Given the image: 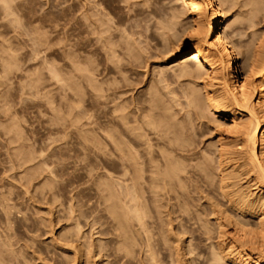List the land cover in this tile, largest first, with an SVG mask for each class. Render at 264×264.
<instances>
[{
  "label": "rangeland",
  "instance_id": "1",
  "mask_svg": "<svg viewBox=\"0 0 264 264\" xmlns=\"http://www.w3.org/2000/svg\"><path fill=\"white\" fill-rule=\"evenodd\" d=\"M7 1L10 3L12 2V0L10 1L7 0ZM86 1L87 3L85 5ZM122 1L121 0H13V7H14V9L12 10L13 12L11 13L7 12V14L10 13L7 16H5L6 11L3 12V10L1 9V8H4L2 7L3 5H0V185L2 186V187L0 186L1 187L0 188V199L1 198L2 200L7 199L6 201L4 200V202H8V204L10 203L9 207L10 205L11 207L13 206L14 210L18 212V213L15 212L16 213L15 214L14 210L11 209L10 207V209L12 210V216H11L12 218L10 219L11 221L7 220L9 221V223H7V221L5 223L4 222L6 219L5 212L2 211L3 206L0 205V212L2 211L0 213V216H1L0 217V233L3 232L2 234H0L1 235L0 241L1 243L6 244L5 247L3 246L0 247L1 250H4L6 252L4 253L0 251L2 252L0 253L1 255L4 254V256L0 255L1 257L0 259L2 262H4V264L6 261L8 264H107L105 258H103L104 254L102 253L105 251L103 249L104 248L106 249V244L108 242L114 245V243L117 241V238L115 237L116 235H118V231L115 229V226H116L115 222L113 223V221L108 218V214L105 213L107 212V210L105 211L104 203L102 202L104 201V195L106 194V192H104L103 187H106L105 184H107L110 180H111L110 181L111 183L113 179L112 183L114 185L112 186L111 184L112 186L111 188H113L114 191H116L115 194L117 193V191L120 192L119 189L121 188L119 187L120 184L118 186V182L121 181L120 178L122 179L123 176H121L119 173L121 170L119 160L114 156L115 154L113 155L109 154L111 153L110 150H108L109 146L108 145L105 146L106 144L104 143L103 138L101 136V134H104V133H101L100 132L101 129L99 131V129L96 127H99V123L102 124L105 122V120L107 119L109 115L110 107L115 105V103L118 106L119 104L124 106L125 103H128V100H130L129 97H131V91L130 90L126 91V89H128L126 88L127 86L126 85L125 90H124V87L122 88L125 94L121 92V94L118 93V95L115 94V96L114 95L109 96L107 100L106 99L104 100L102 98L101 101L98 100L97 102L94 99L96 103L95 104L93 103L94 102L93 97L91 96L92 94L91 91L93 90L90 91L89 90L90 88L88 89L89 85H87L86 87L87 83L86 84L84 83L86 81L85 78L84 77L80 78V76L78 78V76H76L77 74L79 75V72H80V71L78 72L77 69H79V67L76 68L77 67L76 65L79 64L78 61L80 62V65H81L83 63H87L85 61L91 60L92 57H94L93 59H95V56H96L97 59L95 60L96 61L98 60L101 64V65L98 64V68L99 69L102 68L103 57L101 58L100 56L101 54L104 53L103 51L105 47H102V46H99L101 48L97 47L100 41H97V39L95 40V37H94L95 35L92 34V32H90L91 27L89 26L90 19H92L94 16L96 18L99 17L101 19H104L106 17L105 16L102 18L99 16L101 15L100 14L101 11L106 12L107 17H109L108 16L109 14L110 17L114 18V19L111 18L112 21H116V19L118 20V17L120 19L122 18L123 20L124 18H129V21L127 23H135V21L138 18H140L144 14L146 15L150 13L149 14L150 16H148L150 18V19L148 18L150 22L149 21L145 22L143 20L142 22L144 23L142 22H141L142 24L140 23L143 27L142 29H144L146 35H148L149 32L156 29L155 24L158 21H162V19H159V18H163L167 20V17H168L167 12L170 13V9L167 7L169 9L168 10L166 6L168 4L171 5L173 1L176 2L177 0H165V1L164 0H133V1L127 0V3H125L126 0H122ZM169 1H172V3ZM240 1L241 0H239L238 2V0H236L235 2L236 5L234 4L232 6L233 10L231 8L229 11L227 10L226 4H223L224 5L223 7L221 5L222 16L220 18V23L222 27H223V24L225 27V23L227 22L225 18L229 17L230 21L232 22L234 20V22L232 23L233 26H231V28L230 27L227 28V30L229 29L230 30L229 32L231 31L235 32V30L238 29L236 33H233L235 35H237L238 33L240 34L241 32L240 35L238 34L237 36H233V37H232L233 34L231 32L232 40L238 39L236 42L238 43L240 42L239 44L237 43V45L235 44L236 50L243 49L238 46L241 44V42L243 43V45L241 44L242 47L244 45L252 46L253 43H254L253 46H256L259 41L261 43L262 42L264 43V32H263L264 21L261 20L262 17L260 18L261 22L259 24L256 23L253 27L251 26V28H249L247 24L248 20H246V17H247L246 13H248L247 10H249L248 9L249 7L245 5L244 0H242L241 2ZM97 2L100 3L103 10L101 6L97 4ZM161 2H164V4H162ZM147 3L149 6L147 5ZM0 4L2 3L0 2ZM82 5H84V7ZM87 5H89V7L91 6L90 8L92 9L94 13L90 10V8ZM93 5H94V8L98 6L96 7V10L92 8ZM84 8L86 10H85V13L83 12L82 14V11H84ZM76 9H78L79 12H77ZM241 11L244 13H242ZM2 12L5 15H3ZM136 12H137L136 17L135 16L134 18L130 17L134 15V13ZM93 14H96L97 16ZM85 15H87L88 17ZM240 15H242L243 17ZM86 18H87V21H86L87 23L85 22ZM178 23L179 25L175 26L176 28L175 32L176 30L182 31L183 28L181 29V27L182 26L184 27V25H186L185 27L188 28L189 27L188 24L190 23L189 14L185 13L183 18H181ZM74 26L76 28H74ZM87 27L89 28V30ZM85 29L88 31H85ZM116 32L118 31L116 30ZM125 33L127 32L125 31ZM125 33L121 32V34L124 36L120 37L124 41L126 38L127 40H129L130 38L136 37V36L125 37L126 35ZM179 33L181 32H178V34ZM118 34L120 33L118 32ZM143 35L145 34L143 33ZM87 37H89V39H87ZM92 37H93V40L91 39ZM147 39L149 40L150 38H147ZM92 41L93 42L95 41L94 42L95 44L97 43L96 47L92 46L93 44L91 45L90 42ZM129 41H131V39ZM155 41L157 40L150 39L148 41L150 44V45L148 44L150 48L148 50L146 49V51H144L143 53L145 54V52H148L146 53V55L147 54L149 55V52L150 54L152 53L149 57H147L149 58L147 61L148 63L147 66L149 68L141 67L140 68L141 70L139 68L136 70L137 72L139 71L138 74H140V76L142 75L141 76L142 79L144 78L145 80H147V82L148 81L150 82L151 80L158 78L159 76L158 73L161 68L164 69L163 74L165 75L167 74L166 83L168 84L167 86L169 87L165 88L166 89L165 91V89L163 90V87L160 84L158 88L160 86L162 87V89L160 87L162 93L160 91L159 92L161 94L158 92L160 94L158 95L159 96L158 98L160 99L163 93L166 94L165 96L163 95L164 96L163 98L161 97L162 102H163L162 104L164 105L165 103L163 108L170 109V106L168 108V105H173L171 106L173 107L172 109H170L168 112L166 111L167 113H169V114H166V116L168 115L170 117L171 115H173L172 118L177 119L175 122L178 124L180 123V127L181 125L184 127V132H186L187 129H189L187 132H189V134L191 135V138L193 137L192 138V141H194L193 144L195 143L194 144L195 146L192 144V146L194 147L193 151L196 152L197 155L194 154L195 155L193 156V158L195 157L193 159L194 161L193 160L190 161L191 165L192 164L193 165L191 167L188 166V168H191V173L193 176L191 181L193 182L189 181V183H187L186 188L189 191L188 192L187 190L185 191V194H186L185 198L188 199V202H189L187 204L188 206L186 205L187 206L186 208L192 211L188 210L189 211L188 213V211L186 210L184 212L185 214L183 213V216H184L183 218L185 219V222L184 220L179 219L181 217L177 218L176 216V218H174L173 216L176 215L175 213L171 215L169 214L168 209L171 211L173 208V211H176L177 209L176 206L173 205L174 206L173 207L171 205V204H174L172 202L176 200L175 198L173 200L171 199L172 201L168 200L167 196L165 195L164 196L161 195V197L160 196L154 197L156 199V202H159L161 205H165V206H160L159 203L158 204L156 202L153 203L152 201L149 202L151 206L146 203L147 204L146 208H149V209L146 211L147 219L145 217L144 220L151 222L152 224L151 223L149 224L154 225V227L158 226L159 228L157 227L158 229L156 231L160 230L161 228V230L158 231L159 233L154 230L156 235L158 234L157 235L158 237L156 236L154 237L158 238L159 242L161 241V238H162L160 245L166 242L164 245L163 244L161 245L163 247V250L161 249L159 251L158 249H156L158 248V246L154 244L153 241H151L153 240V238H151L150 240L151 242H153L156 251L158 250L160 253L159 254L157 252V255L159 254V256H157L156 254L155 255L157 256L158 259L159 257L162 258V259H159L160 261L161 260L162 261L161 262L158 261L157 264H190V260L192 261L191 262L192 264H198V261L200 262L199 264H202L205 260H207L206 264H211L213 260L212 257L214 255L212 253L215 251L217 252V249H219L220 247H221L220 249H224L226 245H228L229 236L232 234V227H233L232 222H229L231 220L230 219L231 216H232L231 217L232 219L236 218L237 220L243 222L245 224V227L252 229L254 231L264 230V226H261L258 224V219L256 217V214H257L256 211L241 215L236 209H234V207H232L231 204H229L227 197H224L223 195H221V191H219L220 189L219 179H220L222 172L219 173L218 170L215 171L216 173L214 172V170L218 168L215 167L217 165H215L216 161H214L215 154L213 150L216 153V149H217L219 142L224 144V145L222 144L223 146L221 147H224L225 149L229 151H234V150L239 151L240 149H242L241 147H239L241 145L238 144L239 141L236 138V133L227 135V132H223L224 126L217 127L218 122L216 118L212 116L213 114L211 113V111L209 110L207 106H205V110L203 109L199 113H196L197 111H194V110L192 111V108H189L190 111L188 109H185L188 107L186 106L187 105L186 100L183 97L185 96V92H187L189 88L191 89V87L195 89H199L200 85L205 86V81L202 78H197V80L193 79L194 82L193 84H191L193 80H188L187 77L185 78L181 76V78H179L178 76L177 78V75H176L177 72L175 73V69L177 68V66L176 65L170 66V65L172 64L171 63L172 59L175 57H179L180 53L175 52V51L171 53L167 52L168 54H165V56H163L164 53H162L163 55L160 53L161 49L162 50L164 49L162 44L160 45L159 41L157 42ZM116 43L119 44L121 42L118 41ZM89 45L93 47L92 49L94 48L95 50L97 49L95 56L91 57L90 54L87 53L91 49ZM87 46H89V48ZM256 47H251V49L253 50ZM118 48H120V46H118ZM154 52L155 53L157 52L159 54L157 53L154 54ZM69 53L73 55L74 58L71 55H69ZM79 53H81V55ZM173 53L177 55H175V57L171 56ZM263 53H264V49H263ZM86 54L89 56L90 59H88ZM75 55L78 57H76ZM82 55L87 57V60H85L84 59L85 57H83ZM154 56H156V58L158 57L159 59H155ZM237 56L239 58L241 57L240 54H237ZM9 57L11 58L13 57V58L11 59ZM70 57H72L73 59H75L76 57V59L79 58V60L75 61L71 58L73 61L72 62ZM4 58H7V59H4ZM8 59H11V60H8ZM5 61L7 64L5 63ZM8 61H10V64H9L10 67L8 65L9 63ZM74 62H77V64ZM70 64H74V65L72 66ZM84 65L85 64H83L80 67H83ZM5 66H6V69L4 68ZM70 66L74 68H71ZM85 67H87V65H85ZM75 68L76 70H72ZM84 69L85 68H83L82 70ZM79 70H81V68ZM74 71L78 73L76 74ZM71 72L74 73L73 80H75L76 82L72 81L73 75ZM145 72L146 74L144 75ZM54 73L55 75H59V77L62 76L61 78L58 77L59 82H57L58 81L56 78L57 76H54ZM70 74L72 75L71 77H70ZM125 74H128V73H125ZM153 74L155 76H153ZM143 75L145 77H143ZM63 76L65 78H63ZM99 76L100 77L98 78L101 79L102 75H99ZM110 77H113L114 79L115 75H112V76L110 75ZM118 77H120L119 74L117 76V79ZM120 78H122V76ZM134 78H135V81L133 80L131 86H133L134 83H136V79H137V82L138 80L141 79V78L138 79L135 76ZM61 79H63L64 82L62 81L60 82ZM68 80L70 81V83L74 82L72 85L76 87L79 86L78 89L83 90L82 95L84 98H81V101L79 102L80 104L78 103V105L74 104L76 101L75 98L78 99L79 97H82V95L78 94L80 95L79 97L74 96L76 92L73 93V91H79V90L74 89L72 91L70 88H72L73 86L69 84ZM123 80L122 81L120 80L122 82L121 83L119 80H116L115 78L113 82H110L111 80H109V82L111 84L113 83L112 85L114 86L116 85L122 86V84L126 82V81L124 82ZM65 81H67L66 84H64ZM100 81L101 80H99L98 82ZM258 81H259V77L254 76V83H258ZM77 82L79 83L83 82L81 83L82 86L81 85L77 86ZM98 82H95V83L99 85L100 83ZM109 82H107L108 85H110ZM187 82H190V83H187ZM117 83H119V85ZM142 83H139V85L136 84L137 86L135 85L136 89H134L133 91L134 93L140 92L139 93L140 95L141 92H143L145 88H147V86L144 85V82ZM104 84L105 86H107L106 82L100 85H102L103 87ZM202 86H200L201 93H204V91H209L211 89L207 85V87L204 90H202L201 88ZM142 89L143 91H141ZM168 89H170L171 91L174 90L173 95L175 92V96H176L174 97L175 99L172 97L170 91L168 94L167 92ZM171 97L172 99H174V101L170 99ZM124 98L127 100V102H124L125 101ZM166 98L169 100L167 101ZM103 100L104 102H106L107 106H102L103 104L101 102ZM160 101L161 99L159 100V102ZM172 101L175 102L176 105L178 104L177 106H180L182 104L183 106H180V108L179 107L176 108V105ZM111 102L112 104H110ZM97 103H100V104H97ZM73 104L77 108H75ZM71 106H73V108ZM84 106L86 107L84 108ZM160 106L162 105L160 104ZM129 107L132 108V106H129ZM70 109H73V110H70ZM85 110L86 112H84ZM173 110L176 112L172 113ZM180 111L181 113H178ZM156 112H158V109ZM90 113L92 116L90 115ZM186 113H188V117H186L187 116ZM83 115L84 116L87 115L88 119L86 117H83ZM89 115L91 118L89 117ZM103 115L107 117L105 118L103 117ZM200 115H202V118L200 117ZM78 116L82 118L76 124L75 121L78 120L76 119L78 118ZM128 116L131 117L132 115L128 113ZM161 116H162V113H161ZM72 119H74V121H72ZM212 119L213 121H211L212 123L211 124L208 120H212ZM88 120L90 121L88 122ZM92 121L93 122L96 121V122L93 123ZM207 121H208V124H207ZM72 122L73 123L75 122V124H73ZM91 123L95 125L91 126ZM86 125H88L89 127ZM188 125L191 127V130H193L192 132L194 134L191 132L190 127ZM112 127L109 126V128L113 130L116 129ZM185 127L187 128L186 130H185ZM220 128H221V131H220ZM77 129H79L80 131L79 130L77 131ZM82 129L87 130V131H84ZM88 130H90L91 132ZM82 132L83 133L85 132L84 133L85 135H87L86 134L87 132L88 134L90 133L89 134L90 136L92 135H96V136L99 135V136L97 137L93 136L94 138L93 143L90 140L89 141L87 139H86L87 141L84 140L88 142L87 144L86 142L82 141L83 140L82 136H85L84 134H81V136H79V137H82V139L77 137L79 133H82ZM92 132H95V133H92ZM98 139H100L103 144L100 143ZM96 141L99 143H97ZM89 142H91L93 145L90 144ZM94 142L97 143V145L94 144ZM214 142H215V145L213 144ZM152 143H154V141ZM99 144L104 145V146H100ZM101 147L102 149H99ZM201 148L203 152L201 151ZM154 150H159V148H157V146H154ZM24 152H27L26 155ZM21 153H24V154H21ZM27 154L29 156H27ZM22 155H24L25 158L24 156L22 157ZM20 156L22 157V159H20L21 158ZM26 156L28 157V159H26ZM237 156H238L237 154L233 155V157H237ZM200 159H201V162H200ZM198 160H199V163H198ZM205 162L207 164L209 163L211 174L215 173L213 175L214 178L212 175H211L212 177L210 176L212 178L210 180H213L211 181L212 183H210L209 178L208 179L206 178V180L208 181H205V178L201 180L202 177L199 176L201 172L200 171L198 172L199 169L197 167H193L198 164H204ZM212 162L214 165H212ZM242 163L244 162L237 161L234 163L230 162V164H228L229 166L231 164H234V168L233 166H231L229 168L230 170L228 169L226 170V172L233 171V170L237 171L238 177L236 176V179L238 180H234L233 182H235L234 183L235 186L231 184V187L227 188V190L229 191L230 189H232L235 191L241 188L243 191H246V190L249 191V192L246 191L248 194L254 193L257 195V197H259L260 194H263L262 190H260L261 186L258 187L259 183H256L254 179V174L251 173L252 171L251 172L249 171V173L246 171L250 167L247 161L245 164H242ZM212 167H214L215 169ZM194 168L196 170H194ZM193 173L195 174V176ZM109 175L111 179L105 178ZM197 177H200V178L198 179ZM103 182H105V184ZM188 187L190 188L188 189ZM195 187H197V191L195 190L196 189ZM101 189L103 190V192ZM8 190L11 193H9ZM1 193H4V194L1 195ZM5 193L8 194L9 196L8 195L6 196ZM145 193H148V192H145ZM145 193H144V196L149 195ZM161 193L163 194L164 192L162 191ZM8 199L10 200L8 201ZM164 201L166 202L164 203ZM168 201H170V204ZM190 202H192L193 205ZM157 205H159L160 207H158ZM148 213H150L151 216L150 214L148 216ZM159 213H161V215ZM166 214L168 215L169 218L167 217ZM157 215H160V216H157ZM164 215L165 217L163 218ZM185 215L187 218L185 217ZM227 215L228 216L230 215L229 221L227 220L228 218H226L228 217ZM188 218L189 219L191 218V219L189 220ZM171 219H173L174 222L171 221ZM110 220L112 221V223H110L111 222ZM1 221L4 223H2ZM76 222L77 224L79 223V226L76 224ZM180 223H183V224L185 223L187 227V231L184 234L183 233L179 234L178 231H177L178 233L175 232L177 230L176 227H178L179 226L178 224ZM218 223H222L224 225V227L221 229L225 231V233H223V231L219 229ZM4 224L6 227L3 226ZM160 224L162 225L160 226ZM9 225H11L12 229H9L10 227ZM190 225L192 226L191 228H190ZM7 227L9 230H6L8 232V234L6 235L7 232H5V228L7 229ZM173 229H175V231ZM196 229H198L199 231H197ZM161 231L162 232L167 231V232L162 233ZM160 232L162 234H160ZM174 232L177 234H175ZM151 234L149 233V235ZM4 235L6 236L9 235V236L6 237ZM131 235H133L132 241L137 240L136 241L137 243L136 242L134 243L138 246V240L140 239V237H143V236L141 234H131ZM163 236L167 239V241ZM189 239L191 240L189 241ZM6 240L8 244L5 243ZM8 245L10 249L12 250H10L9 247H7L6 249V246ZM137 246L136 247L134 246V247L136 249L137 248L140 249V246L138 247ZM2 247L4 249H2ZM101 247L102 248L104 247V248L102 249ZM164 247L166 248V250L164 249ZM189 249H191L192 251L190 252ZM162 254L164 256H162ZM112 257L113 258H111V264H115V263L119 264L116 254L113 255ZM3 258L6 261L5 260L3 261L2 260ZM114 258H115V261L113 260ZM132 260L133 262L136 261L133 259V257H131V262ZM2 262H0V264H3ZM131 262L128 264L133 263ZM149 264H154V263H149ZM221 264H230V263L229 261H224Z\"/></svg>",
  "mask_w": 264,
  "mask_h": 264
},
{
  "label": "bare ground",
  "instance_id": "2",
  "mask_svg": "<svg viewBox=\"0 0 264 264\" xmlns=\"http://www.w3.org/2000/svg\"><path fill=\"white\" fill-rule=\"evenodd\" d=\"M0 2L2 3L0 5H3L2 7H4L1 9L3 10V12L6 11L5 12L6 15L2 12L3 15L7 16L11 12H13L12 11L14 9L13 0L11 3L8 2L7 0H0ZM98 2H97V4L100 5V3H98ZM169 2L172 3V1H169ZM235 2H236V0H179V1L177 0L176 2L173 1V3L171 5L168 4L169 6L168 5L166 6V8L168 7L170 9V13L167 12V15H168L167 20H165L163 18H159V19H162V21H158L155 24L156 29L149 32L148 35H146L144 29H142L143 27L141 24L144 23V22H142L143 20L145 22L149 21L150 18L148 16H150L149 15L150 13H148L146 15L144 14L143 16L138 18L135 21V23H127L129 21V18H124V20H123L122 18L120 19L118 17V20L116 19V21H112V19H114V18L110 17L109 14H108V16L110 18L107 17L106 12L101 11V13H100L101 15H99V16L102 18L105 16L106 17L104 19H101L98 17L99 18L98 19L95 16H94L95 18L94 17L92 18V16H91L92 19H90L89 26L91 27L90 32H92V34L95 35L94 36L95 40L97 39V41H100L97 47H99V46L105 47L104 51H103L104 53L102 52L103 54H101V52H100V54H101L100 57L101 58L103 57L102 68L101 69L98 68V64H100V62L97 60L99 62L98 63L95 60V59H97L95 56L97 49L96 50H95V48L92 49L93 47H91L90 45L89 46L91 49L88 52L87 51L86 52L88 54H90L91 57L95 56V59H93L94 57H92L91 60H87V57H88V59H90L89 56L87 54H86L87 57L82 55L83 57H85L84 59L87 60V61H85L83 59L85 62H87V63H83V64L87 65V67H85V65L83 67H80L83 64L80 65V62L78 61L79 58L76 59V57H78V56L75 55L76 57H75V59H73L74 58L73 55H71L69 53V55H71L73 57V58L70 57V59L72 58L73 60L78 61V63H79L78 65H76L77 62H74V63H76L75 64L77 66V67L75 66L76 68L79 67V69L81 68V70L83 68H85L82 71L77 69L78 72L80 71L79 75L77 74L78 72L77 73L75 71L74 72L77 74L76 76H78V78H79V76H80V78L84 77L86 80L84 83L85 84L87 83L86 87H87V85H89L88 89L90 88L89 89L90 91L93 90V91H91L92 92L91 96L93 97V101H94V99L96 102L98 100L101 101L102 98L104 100L105 99L107 100V98L109 96H111V95L115 96V94L118 95V93L121 94V92H123L125 94L124 90H125L126 85L128 86V87L126 86V88H128V89H126V91H129V90L131 91V97H129L130 100H128V103H125V105L126 104H128V105L123 106V105L119 104V106H118L115 103V105H113L114 107L113 106L110 107L108 117L103 115V117H105V118L107 117L105 122L103 121L104 123H102V124L99 123V127H96L99 129V131L101 129V131H100L101 133H104V134H101V136L103 138L104 143L106 144L105 146H107V145L109 146L108 150H110V152H111L109 154H112V155L115 154L114 156L119 160L120 168H121L119 173L121 176H123L122 179L120 178L121 181L118 182V186L120 184L119 187L121 188V189L118 188L120 192L117 191L116 194H115L116 191H114V189L111 188L114 185L112 183L113 179H112L111 183H110L111 180L107 184H105V182H103L106 186V187H103L104 192H106V194L104 195V201L102 202V203H104L105 211L107 210V212H105V213L108 214V218L111 219L113 221V223L115 222V224H116L115 229L118 231V235H116V237H115V238H117V241L116 242L114 241L115 242L114 245L110 244L109 242L108 243L105 242V243H107L106 249L104 247H103L104 249L101 247L103 250H105L104 251L105 253L103 252L102 254H104L103 258H105L107 264H111V258H113L112 256L115 254H116V257L118 258L119 264L130 263L131 257H133V259L136 260L135 262H133V260H132V262H133V263L131 262L132 264H135V263L136 264H149V263L157 264L158 261L159 262L162 261V260L161 261L159 260L162 258L159 257V259H158L157 256H159V254H160L159 251L161 249L163 250V247L161 245L162 244L164 245L166 242L162 243L160 245L162 238H161V241L159 242L158 241L159 239L154 237V236L158 237L157 236L158 234L156 235L155 231L159 227L158 226H157L158 228L156 226L154 227V225H151L152 224L151 222L144 220L145 217L147 219V212L146 211L149 209V208H146V205L147 204L150 205V203H149L150 201H152L153 203L156 202V199L154 197H159V196L161 197V195H163V196L165 195V196H167L168 200H171V199L173 200L175 198L176 201L172 202L174 204H171V205L176 206L177 209L175 208L176 211H173V208L171 211L168 209V212L170 215L175 213L176 215L173 217L174 218H176V216H177V218L181 217L179 219L184 220V222H185V219L183 218L184 217L183 213L186 210L187 211L190 210V209L186 208L188 206L187 204L189 202H188V199L185 198L186 197L185 191L187 190V188H186L187 183H189V181L192 180L193 176L191 173V168H188V166L191 167L193 165V164L191 165L190 161H192L195 158V157L193 158V156L197 155L196 152L193 151L194 150V147L192 146V144L194 142V141H192L193 137L191 138V135L189 134V132H187L189 130L187 128L190 124L187 126V128L185 127V130L187 129L186 132L190 135L189 136L186 132H184V127L182 125L180 127V123L178 124L175 122L177 119L172 118L173 115H171L170 117L168 115L166 116V114H169L167 112L173 108V107H171L173 105H168V108L170 106V109L163 108L165 103H164V105L162 104L163 103L162 98L166 94L163 93L164 96L161 95L162 98L160 97L161 101L159 102L160 99L158 98L159 97L158 95H160L162 93L161 92L162 87H163V90L165 88L169 87V86H167L168 84L166 83L167 82V76H166L167 74L166 75L163 74L164 69L161 68L159 70V73H158L159 74L158 78L153 79V80L150 79L151 80L150 82L149 81L147 82V80H145L144 78L142 79V77H141L142 75L140 76V74H138L139 71L137 72V70H136L138 68L140 69L141 67L149 68L147 66V64H148L147 61L149 58H147V57H149L152 53L150 54V52H149V55L147 54L148 56L146 55V53H148V52H145V54H143V53H144V51H146V49L148 50L150 48V46H149L150 44L148 42L150 39L151 40H153V39L157 40V41H159L160 45L162 44L164 49L163 50L161 49L160 53L161 54L164 53V55L162 54L163 56H165V54H168L169 52L171 53L174 51L180 53L179 57H175V55H177V54H174V53L171 55V56H174L175 58L172 59V61H171L172 64L170 66H174V65L177 66V68H176L177 71L175 69V73L177 72L176 73L177 78H178V76H179V78H181V76H183L185 78L187 77L188 80H193V79L197 80V78H202L205 81V86L200 85V86H202L201 87L202 90H204L207 87V85L209 88H211L209 91H204V93H201L200 86H199V89H195V88L191 87V89L189 88V90H187L188 89L187 88L186 89L187 92H185V96H183L184 99L186 100V104H187V105L186 104L185 105L188 106L185 109L189 110V108H192V111L194 110V111H197L196 113H199L203 109L205 110V106H207L209 108V110L211 111V113L213 114L212 116H214L218 122L217 127L224 126V130L223 129L222 130H223V132H227V135L232 134V133H236V138L239 141L238 144L241 145L239 147H241L244 150L240 149L239 151H235V150L229 151V150L225 149L224 147H221L224 145L221 142L218 143L216 153L213 150V152L215 154V157H214L215 160L214 161H216L215 165H217L215 167L218 168V169L214 170V172L217 170L219 171V173L222 172L220 179H219L220 185L218 183V185L220 187L219 191H221V195H223L224 197H227L229 204H231L232 207H234V209H236L241 215H244L245 213H252L253 211L254 212L256 211L257 212L256 217L258 219V224L261 226H264V59H263L264 58V56H263L264 55V53H263L264 43L263 42L261 43L259 41L257 43V45L255 44L257 47L253 46L254 43L252 46H245L244 45L242 47L243 43L241 42L242 45L240 44L241 46L240 45H238V46L243 48V49H238V48H237L238 50L235 49V46L238 43L236 41L238 39L233 38L234 40H232V38H231V32L232 31L229 32L230 30L229 29L227 30V28H229V27L231 28V26H233L232 23L234 22V20L232 19L233 21L231 22L229 17L225 18V20L227 21L225 23V27H224V24L222 27V25L220 23V18L222 16L221 5L223 7L224 6L223 4H226L227 10L229 11L231 8L233 10L232 6L235 4ZM238 2H239V0H238ZM86 3H87V1L85 2V5H86ZM125 3H127V0ZM130 3H132V2H130ZM139 3H141V2H139ZM161 3L164 4V2H161ZM244 3H245V5H247V7H249L248 8L249 10L246 9L248 11V13H246V15H247L246 20H248L247 24H248L249 28H251V26L253 27L256 23L259 24L261 22L260 21L261 17H262L261 20L264 21V1H262V0H244ZM144 4H145V2H144ZM144 4H143V6H144ZM147 5H148V3H147ZM165 5H166V3H165ZM82 6L84 7V5H82ZM87 6L89 7V5H87ZM96 7H98V6H96ZM96 7L94 8V5H93L92 8H94V10H96ZM240 7H242V6H240ZM101 8H102V6H101ZM78 9H76L77 12H79ZM123 9H125V8H123ZM224 9H226V8H224ZM85 10L86 9L84 8V11H82V14H83V12L85 13ZM90 10L92 11L91 8H90ZM102 10H103V8H102ZM104 10H105V8H104ZM129 10H130V8H129ZM89 11H87V12H89ZM7 12H10V13L7 14ZM97 12H98V10H97ZM185 13L189 14V18H190V23L188 24L189 27L187 26L188 28H186L185 27L186 25H184L182 23L186 29L182 26L181 27V29L183 28L182 31L176 30V32H175V29H176L175 26L179 25L178 22L180 21L181 18H183ZM242 13H244V12H242ZM93 15H96V14H93ZM85 16H87V15H85ZM134 16L135 17L137 16V12L134 13V15H132L130 17L134 18ZM240 16H242V15H240ZM238 18H239V16H238ZM86 21H87V18H86L85 22ZM77 24H78V22H77ZM75 26H74V28H76ZM248 26H246V27H248ZM146 29H147V27H146ZM80 30H81V28H80ZM88 30H89V28H88ZM88 30L85 29V31H88ZM116 30L120 34H118V32H116ZM125 31L127 33H125ZM236 31H238V29H236L235 32H232V34L236 33ZM121 32L122 33L124 32L126 34L125 37H127V36H131V37L136 36V37L130 38L131 41H129L130 39L127 40V38L126 39L123 38V39H125V41H124L120 38V37L124 36L121 34ZM178 32H181V33L178 34ZM263 32H264V30H263ZM143 33L145 35H143ZM240 34H241V32H240ZM237 35L233 34L232 37L237 36ZM147 38H150V39L148 40ZM253 38H255V37H253ZM256 38H258V37H256ZM87 39H89V37H87ZM91 39L93 40V37ZM117 40L121 43L117 44L116 43V42H118ZM157 41H155V42H157ZM94 42L92 41L90 43H91V45L93 44L92 46L96 47L97 43L95 44ZM89 46H87V47L89 48ZM118 46H120V48H118ZM251 47H256V48H254L252 50ZM99 48H101V47H99ZM74 52H75V50H74ZM156 53L154 52V54H156ZM77 54H78V52H77ZM79 54L81 55V53H79ZM157 54H159V53H157ZM237 54H240L241 57L239 58L237 56ZM80 55H79V57H80ZM154 57H155V59H159L158 57L156 58V56H154ZM9 58H11V57H9ZM4 59H7V58H4ZM11 59H8V60H11ZM72 59H71V61H72ZM6 61H5V63H6ZM8 62H9L8 63V65H9L10 61H8ZM70 65L73 66L74 64H70ZM152 65H150V66H152ZM9 67H10V65H9ZM4 68L6 69V66ZM71 68H74V67H71ZM76 68L72 69V70H76ZM158 69H159V67H158ZM149 71H150V69H149ZM146 72L144 73V75L146 74ZM52 73H53V71H52ZM71 73H72V75L74 74L73 72H71ZM125 73H128V74H125ZM118 74L120 77L122 76V78L118 77V79H117ZM72 75L70 74V77ZM99 75H102L101 79L98 78V77H100ZM110 75L111 76L115 75L116 80L122 81L124 79L123 81L124 82L126 81V82L125 83L123 82L124 84H122V86H117V85L114 86V85H112L113 83L111 84L110 82H113L115 78L113 79L114 76L110 77ZM144 75H143V77H145ZM54 76H57L56 77L57 80L62 77V76L59 77V75H55V73H54ZM76 76H75V78H76ZM134 76L138 79L141 78L140 80H138V82L139 83L144 82V85L147 86V88H145L144 91H143V89L141 90L143 92H141L140 95H139L140 92H136V93L133 92L134 89H136L135 87L137 85H139V83L137 82V79H136V83H134V85L131 86L133 80L135 81ZM139 76H140V78H139ZM153 76H155V75L153 74ZM254 76L259 77L258 83H254ZM174 77H176V76H174ZM63 78H65V77L63 76ZM73 78H74V75L72 76V81H75V80H73ZM97 80L98 81L101 80V81L98 82ZM109 80H111V81L109 82ZM194 80L192 81L191 84H193ZM61 81L64 82L63 79H61L60 82ZM57 82H59V80ZM66 82L67 81H65L64 84H66ZM68 82L71 85L74 83V82L70 83L69 80H68ZM79 82H77V86L81 85V83H83V82H81V83H79ZM95 82H98L100 84L106 82L107 86H105V84H104L105 87L104 86L102 87V85H100V84L98 85ZM107 82H109L110 85H108ZM126 83H128V84H126ZM187 83H190V82H187ZM117 84L119 85V83H117ZM160 84L162 85V87L160 86L161 89H160V87L158 88V86ZM72 86L74 87V88L73 87L70 88L72 91L74 89L79 88V86L78 87H76L74 85H72ZM140 86H141V84H140ZM68 87H69V85H68ZM123 87H124V90L122 89ZM81 89H82V87H81ZM78 90L79 91H73V93L76 92L75 94H77V95L74 94V96H76V97L77 96L79 97L80 95H82L83 90H80V89H78ZM165 91H166V89H165ZM169 91H170L173 98L176 97L175 92L173 95L174 90L171 91L170 89H168V91H167L168 94H169ZM78 94H80V95H78ZM171 95H169V96H171ZM172 97L170 99L174 101L175 98L172 99ZM81 98H84L83 95H82V97H79L78 99L75 98L77 103L74 99V101H75L74 104L78 105V103L81 101ZM99 98H101V99H99ZM180 98H181V96H180ZM104 100L101 102L103 104L102 106H107V104H106V102H104ZM166 100L168 101L169 99L166 98ZM95 101L93 103H95ZM124 102H127V100L125 99ZM177 102H178V100H177ZM117 103H119V102H117ZM159 103L162 106H160ZM173 103L175 104V102H173ZM97 104H100V103H97ZM110 104H112V102ZM175 105H174V107H175ZM177 105H176V108L177 107L180 108V106H183V104L180 106H177ZM129 106H132V108H130ZM71 107L73 108V106H71ZM85 107L86 106H84V108ZM96 107H97V105H96ZM75 108H77V107L75 106ZM126 108L129 110H127ZM157 109H158V112H156ZM70 110H73V109H70ZM87 110H88V108H87ZM124 110H126V111H124ZM84 112H86V110ZM127 112L130 113L132 116L129 117ZM175 112L176 111H174V110L172 111V113H175ZM184 112H186V111H184ZM161 113H162V116H161ZM178 113H181V111ZM186 114H187L186 117H188V113H186ZM77 115H78V113H77ZM90 115H91V113H90ZM90 115H89V117H90ZM163 116L164 117L166 116V117L164 118ZM83 117L87 118V115L86 116L83 115ZM200 117L202 118V115H200ZM81 118L82 117H79V116H78V118H76V119H78L77 121H75L76 124L78 121L81 120ZM162 118H164V119H162ZM178 120H180V119H178ZM72 121H74V119H72ZM89 121L90 120H88V122ZM208 121L211 123V121H213V119L208 120ZM208 121H207V124H208ZM75 122L74 123L72 122V123L75 124ZM95 122H93V123H95ZM93 125H95V124L91 123V126H93ZM83 126H85V125H83ZM86 126H88V125H86ZM109 126H111V127L114 126L112 128H116V129L113 130V129L109 128ZM84 129H82V130H84ZM213 129H214V127H213ZM78 130L79 129H77V131ZM94 130H96V129H94ZM190 130H191V127H190ZM84 131H87V130H84ZM88 131H90V130H88ZM91 131H92V129H91ZM192 131L193 130H191V132ZM220 131H221V128H220ZM84 133L83 132L79 133V135L77 137L81 138V139L83 137L82 141L87 139L88 141L90 140L93 143V139H94L93 136H96V135L90 136L89 135L90 133L88 134L86 132L87 135H85ZM92 133H95V132H92ZM81 134H84L87 137H85V136L79 137V136H81ZM97 136H99V135H97ZM84 137H85V139H84ZM88 137H90V138H88ZM95 140H96V138H95ZM98 140L100 141V143H102L100 139H98ZM224 140H226V139H224ZM86 141H84V142H86ZM153 141H154V143H152ZM86 143L88 144V142H86ZM89 143L92 144L91 142H89ZM97 143H99V142H97ZM97 143L94 142V144H96V145H97ZM213 144L215 145V142ZM99 145L104 146L101 144H99ZM154 146H157V148H159V150H154ZM95 147H97V146H95ZM99 149H102V147ZM104 149H105V147H104ZM199 149H197V150H199ZM201 151H202V148H201ZM24 153L26 155L27 152H24ZM24 153H21V154H24ZM236 154L238 156L233 157V155H236ZM23 156L24 155H22V157ZM27 156H29V155L27 154ZM27 156H26V159H28ZM22 157L20 159H22ZM24 158H25V156H24ZM196 158H198V157H196ZM237 161L244 162L242 164H245L247 161L248 165H250V167L247 170L246 169L245 170L248 173H249V171L250 172L252 171L251 173L254 174V179H255L256 183H259L258 187L261 186L260 190H262L263 194H260L259 197H257V195L254 193L248 194L247 192H249V191H247V190H246L247 192L243 191L241 188H239L235 191L232 189H230L232 191L227 190V188L231 187V184L234 185V183H235V182H233L234 180H238V179H236V176L238 175L237 171L233 170V171H229V172L227 171L226 172V170H228L231 166H233V168H234V164H231L230 166L228 164H230V162L234 163ZM186 162H188V163H186ZM200 162H201V159H200ZM198 163H199V160H198ZM212 165H214L213 162H212ZM193 167H197L199 169V170L197 169L198 172L199 171L201 172V174H199V176L202 177L201 180L205 178V181H208V180H206V178L207 179L209 178V180H210V179H212L211 177L216 173L215 172L214 174L213 173L211 174V170L209 168V163L207 164L206 162L204 164H198V165L193 166ZM212 168H214V167H212ZM194 170H196V169L194 168ZM33 171H35V170H33ZM147 173H149V174H147ZM32 174H34V173H32ZM239 174H240V172H239ZM194 176H195V174H194ZM200 177H197V178L199 179ZM105 178L111 179L110 175L105 177ZM213 178H214V176H213ZM193 180H194V178H193ZM201 180H200V182H201ZM106 181H107V179H106ZM211 181H213V180H210V183H212ZM191 182H193V181H191ZM202 183H204V182H202ZM208 183H206V184H208ZM102 184H100V185H102ZM111 184H112V186H111ZM2 185H4V184H2ZM190 185H191V183H190ZM189 188L190 187H188V189ZM195 188H196L195 190L197 191V187H195ZM162 191L164 192L163 194L161 193ZM188 191L189 190H187V192ZM8 192L11 193L9 190H8ZM102 192H103V190H102ZM145 192H148V193H145ZM144 193L149 194L148 195L149 197L144 196ZM2 194H4V193H1V195ZM7 195L8 194H6V196ZM4 200L6 201L7 199H3V200H2V198L0 199V205L3 206L2 211L5 212V218L6 219L4 218L5 219L4 222L6 223L7 220H10L12 218L11 217L12 216V210L11 209L14 210V208H13V206L11 207V205H10V207H11V209H10V207H9L10 203L8 204V202H4ZM9 200L10 199H8V201ZM165 202L166 201H164V203ZM168 202L170 204V201H168ZM156 203L158 204L159 202H156ZM190 203L193 205L192 202H190ZM7 205L9 208L7 207ZM159 205L165 206V205H161L160 203H159ZM159 205H157V206L160 207ZM150 210H151V208H150ZM190 211H192V210H190ZM15 212H17V211L14 210V213ZM188 213H189V211H188ZM149 214L150 213H148V216H149ZM159 214L161 215V213H159ZM160 215H157V216H160ZM150 216H151V214H150ZM164 217H165V215L163 216V218ZM167 217H168V215H167ZM185 217H186V215H185ZM229 217H230V215L228 217H226V218H228L227 219L228 221H229ZM231 217H230V219L232 221L230 220L229 222H232L233 227H232V234L229 236L228 245H226V247L224 249H220L221 248L220 247L219 249H217V252L215 251L212 253L214 255L212 257L213 260H212L211 264H221L224 261H229L230 264H264V230L254 231L252 229L245 227V224L243 222L237 220L236 218L232 219ZM150 218H152V217H150ZM77 221H78V219H77ZM112 221L110 223H112ZM160 221H161V219H160ZM171 221L174 222L173 219H171ZM4 222H2V223H4ZM133 222H135V223H133ZM173 222H171V223H173ZM180 222H181V220H180ZM7 223H9V221H7ZM149 223H151V224H149ZM167 223H168V221H167ZM76 224H77V222H76ZM77 225L79 226V223ZM161 225L162 224H160V226ZM178 225L179 226L176 227L177 230L176 231H175V229H173V230L175 232L178 231L179 234L186 233L187 227H186L185 223L184 224L180 223ZM3 226L6 227L5 224ZM9 226H10L9 229H12L11 225H9ZM191 227L192 226L190 225V228ZM195 227H197V226H195ZM218 227L220 230H222L221 228H223L224 225L222 223H218ZM9 229H8V227H7V229L5 228V232H7L6 230H9ZM198 229H199V227H198ZM198 229H196V230L199 231ZM160 230H161V228H160ZM160 230H158V231H160ZM158 231H156V232H158ZM162 231H163V229H162ZM10 232H12V231H10ZM161 232H160V234L165 233L167 231H164L162 233ZM2 233H0V234H2ZM149 233L150 234L152 233V234L149 235ZM177 233H175V234H177ZM191 233H192V231H191ZM223 233H225V231H223ZM7 234H8V232L6 233V235ZM131 234H141L143 236V237H140V239L138 237V239H139L138 240V246H140V249L135 248L137 245L134 242H136L137 240L134 239L135 241H132L133 235H131ZM6 235H4V236H6ZM9 235H10V233H9ZM8 236H6V237H8ZM151 238H153V240H151ZM3 239H1V240H3ZM150 240L153 241L154 244H156L158 246V248H156V249H158L159 251L158 250L156 251L153 242H151ZM190 240L191 239H189V241ZM166 241H167V239H166ZM3 242H5V241H3ZM112 242H113V240H112ZM0 243H1V241H0ZM5 243L8 244L7 240ZM2 244H4V243H1L0 247L1 246L5 247L6 244H4V245H2ZM3 247H2V249H4ZM7 247H9V245L6 246V249H7ZM9 249H10V247H9ZM164 249L166 250L165 247H164ZM10 250H12V249H10ZM189 250H190V252L192 251L191 249H189ZM0 251L6 253L4 250L0 249ZM2 252H0V253H2ZM157 252L159 253L158 255H157ZM2 255L4 256V254H2ZM162 256H164V255L162 254ZM165 256H166V254H165ZM200 256H201V254H200ZM200 256H198V257H200ZM4 258L2 259L3 261L7 257L5 259ZM113 260L115 261V258ZM205 261H204L205 263L203 262L204 264L207 263V260H205ZM0 262H2L1 259H0ZM116 262H117V260H116ZM191 262L192 261L190 260V264H192ZM2 263L4 264V262H2ZM6 263H7V261L5 262V264ZM199 263L200 262L198 261V264Z\"/></svg>",
  "mask_w": 264,
  "mask_h": 264
}]
</instances>
